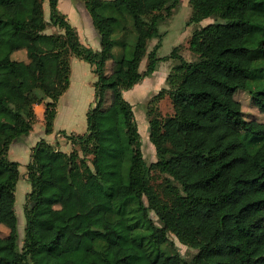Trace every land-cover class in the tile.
I'll use <instances>...</instances> for the list:
<instances>
[{"label": "trees", "instance_id": "trees-1", "mask_svg": "<svg viewBox=\"0 0 264 264\" xmlns=\"http://www.w3.org/2000/svg\"><path fill=\"white\" fill-rule=\"evenodd\" d=\"M58 1L49 0L47 20L44 0H0V264H169L170 233L198 250L190 262L175 250L179 264H264V122L247 119L235 97L247 90L264 113V0H190L191 22L215 14L223 21L194 30L189 47L197 60L172 50L179 60L168 78L174 114L149 120L150 140L163 149L151 164L124 91L167 60L158 55L161 40L150 52L148 45L162 38L160 23L181 0H85L100 50L81 42ZM7 4L16 5L14 13ZM49 25L60 32H47ZM229 51L239 55L233 69L244 82L224 94L206 77L225 68ZM71 55L97 76L87 131L67 134L85 157L44 138L33 147L21 250L20 163L10 159V145L31 133L43 100L46 132H53ZM154 169L180 187L156 186Z\"/></svg>", "mask_w": 264, "mask_h": 264}, {"label": "rangeland", "instance_id": "rangeland-1", "mask_svg": "<svg viewBox=\"0 0 264 264\" xmlns=\"http://www.w3.org/2000/svg\"><path fill=\"white\" fill-rule=\"evenodd\" d=\"M64 1L65 0H60L59 6H62V2ZM73 1L75 4H78L81 9H85V0ZM6 8L10 13H14L16 5L7 4ZM44 8L45 16L49 19V0H44ZM192 15L193 7L190 0H181L176 8L173 9L172 13L169 16H165L159 26L162 38L160 39L159 37H155L151 39L148 45V52H150L161 40L158 55L161 57L164 56L167 60L160 61L158 70L154 72V76L146 80L148 82H146L147 84L140 82V86L137 87L136 84L133 88L124 91L125 98L131 102L134 107L135 117L142 136V152L148 164L158 161L163 152L162 148H157L150 140L149 120L153 118L164 120L166 117L174 114L173 103L169 95L171 81L169 82L168 78L169 75L174 72V66L179 63V60L177 58L170 57L172 50L175 47H178L177 52L183 55L185 59L188 61L197 60L198 56L193 53L189 47L192 33L195 29L207 25H214L223 21L220 14H215L206 17L200 22H191L190 20ZM70 18L73 25L82 29L83 20L81 14L78 13L75 16L70 15ZM46 31L49 33H58L60 32V29L49 25ZM223 58L226 62L225 68L218 72L213 71L208 74L206 82L218 88L222 93L230 94L232 87L242 84L244 79L239 72L233 69V66L239 61L237 51H229L224 54ZM80 61L86 65L83 68L84 80H81L80 83L77 82L76 85H74V88H69L64 96L62 98L60 97L57 107V113L59 111L60 119L56 121V131L47 135V139H50L58 145L60 149H64L69 153L73 150L79 151V155L82 158L85 157L82 149L79 145H74L73 140H69L67 138V134H84L82 132L87 130V112L88 109H90V106L94 104L95 89L93 83L96 77L92 72L90 64L85 60ZM147 63L148 57L145 56L140 67L142 72L146 70ZM140 88L143 89L141 90ZM235 97L242 103L243 111L247 119H256L264 122V113L260 112L258 107L254 104L251 95L247 90L238 89L235 92ZM48 101H50V99H48ZM40 105L41 106L35 104V113L40 114L43 111L45 115L46 101L43 100ZM40 126L41 125L39 124L36 125V129L34 133H32L30 140H33L36 136H38L37 132ZM59 139L61 140L60 142ZM16 152L19 153V150H16ZM25 152L27 151L25 150ZM10 158L20 162V171L23 173L20 176L17 186V200L15 206L18 215V243L19 248L22 250L26 233V194L32 189L31 183L28 179H26V165H24V163H28L31 158L29 155L28 157H22V159L17 158L14 154H12V151L10 153ZM86 159L88 160V163L91 164L90 160L92 159V155L87 154ZM151 173L153 175L154 184L161 189L165 187H180V184L170 175L161 172L158 169H154ZM150 214L153 221L160 225L155 212L151 211ZM3 230L6 231V233H3L4 235L9 232V229L5 226H3ZM169 237L170 242L165 245L166 251L171 254L169 264H179L175 250H177L179 254L188 262H190L198 253L197 249L183 244L174 234L170 233Z\"/></svg>", "mask_w": 264, "mask_h": 264}, {"label": "crops", "instance_id": "crops-1", "mask_svg": "<svg viewBox=\"0 0 264 264\" xmlns=\"http://www.w3.org/2000/svg\"><path fill=\"white\" fill-rule=\"evenodd\" d=\"M59 2L60 0L58 1V6H59ZM61 7V9H60ZM59 9L65 13L69 19V21L71 22V18H70V15H77L78 13L82 15V20H83V25H82V29H79L78 26L74 25L78 31V34H79V38L81 40V42L83 44H85L86 46H89L91 48H93L94 50H100L101 49V40H100V34L98 32V30L95 28V25L93 23V19L91 17V14L89 12V10L87 9V7H85V9H81V7H79L78 4H75L73 0H65L64 2H62V6H59ZM48 20V19H47ZM72 23V22H71ZM73 24V23H72ZM119 52L118 49L115 50V53L117 54ZM17 57H21L22 60H26L27 61V53L25 50H20L17 52ZM26 57V58H25ZM84 60L76 55H71L70 57V66H71V73H70V84H69V87L67 88V90L69 88H74V85H76L77 82H81V80L83 81L84 80V75H83V68L84 66H86L85 64H83L80 60ZM75 63V64H74ZM90 64V63H89ZM91 66V69H92V72H93V66L90 64ZM113 66H114V61L113 59L111 60H108L107 63H106V71L107 73H110L112 72V69H113ZM94 73V72H93ZM95 74V73H94ZM154 76V74L152 75ZM152 76H148V77H145L141 83L143 82L144 84H147L148 82L146 80L152 78ZM95 81L94 83L96 82L97 80V76L95 74ZM145 80V81H144ZM147 82V83H146ZM78 83V84H79ZM93 83V85H94ZM141 83H138L136 86H140ZM141 90L143 88H140ZM67 90L63 93V95H61V98L64 96V94L67 92ZM38 106H41L40 104H38ZM91 107V106H90ZM89 110V109H88ZM60 117V113L58 111L57 113V116L55 118V121H54V127H53V132L56 131V121ZM40 122V123H39ZM39 124L41 125L40 128L38 129V136H36L35 139L33 140H30V137L32 135V133H34L35 129H36V125ZM87 128H88V125H87ZM64 129V128H62ZM66 130V129H65ZM87 131V130H86ZM86 131L82 132V133H85ZM52 133H47L46 132V128H45V118H44V112L42 111L40 114H37V121L36 123L34 124L33 126V130L31 131V133L26 136L23 140H20V141H14L11 143L10 145V149H9V157H10V153L12 151V154H14L17 158H21L22 157H28V155L30 156L31 158V154H32V149L33 147L36 145V143L44 138L46 139L48 142L52 143V144H55L53 141H51L50 139H47V135H50ZM61 140L59 139V142ZM56 145V144H55ZM58 148H60L58 145H56ZM16 150H19V153L16 152ZM25 150L27 152H25ZM63 151H66L64 149H61ZM67 152V151H66ZM26 154V156H25ZM11 159V158H10ZM13 160V159H11ZM14 161H17V160H14ZM26 161V160H24ZM19 162V161H18ZM30 162V160H29ZM28 162V163H29ZM20 163V162H19ZM28 163H24V165H27ZM23 173H21L20 171V176L22 175ZM26 177H27V168H26ZM28 179V178H26ZM20 180V179H19ZM19 182V181H18ZM30 182V181H29ZM18 186V184H17ZM17 192V191H16ZM29 193V192H28ZM28 193L26 195H28ZM16 200H17V195H16ZM6 233V231L3 230V233ZM8 234V233H7Z\"/></svg>", "mask_w": 264, "mask_h": 264}]
</instances>
